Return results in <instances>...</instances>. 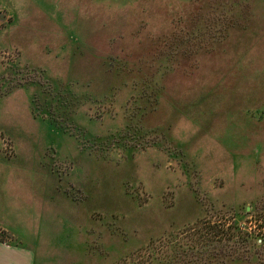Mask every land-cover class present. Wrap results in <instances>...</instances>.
I'll list each match as a JSON object with an SVG mask.
<instances>
[{"label": "rangeland", "instance_id": "1", "mask_svg": "<svg viewBox=\"0 0 264 264\" xmlns=\"http://www.w3.org/2000/svg\"><path fill=\"white\" fill-rule=\"evenodd\" d=\"M206 28L224 36L167 52ZM8 86L0 162L45 155L58 182L49 210L20 208L48 241L1 244L36 264H164L224 226L264 234V0H0Z\"/></svg>", "mask_w": 264, "mask_h": 264}, {"label": "crops", "instance_id": "2", "mask_svg": "<svg viewBox=\"0 0 264 264\" xmlns=\"http://www.w3.org/2000/svg\"><path fill=\"white\" fill-rule=\"evenodd\" d=\"M35 126L43 129L45 124L36 122ZM16 160L17 157L13 160L14 164L12 161L8 164L0 162V214H7L9 217L0 221V229L22 241H48L49 238L34 237L38 235V229L37 227L33 229L32 223L27 216L21 214L20 208L32 205L35 210L45 211L47 208L49 210L50 197L58 180L54 178L51 167L42 164L47 160L45 155L38 158V165L30 164L31 170L26 165L25 168L16 166ZM17 217L24 219L18 220ZM36 256L31 249L14 250L0 243V264H36Z\"/></svg>", "mask_w": 264, "mask_h": 264}, {"label": "trees", "instance_id": "3", "mask_svg": "<svg viewBox=\"0 0 264 264\" xmlns=\"http://www.w3.org/2000/svg\"><path fill=\"white\" fill-rule=\"evenodd\" d=\"M211 24H213V22ZM220 31L221 32L206 28L202 31L198 30L196 33L193 29L188 34L186 45L182 43L183 40L178 41L179 38H175L174 36L173 42L176 46L172 50H168L169 48L166 50L169 54H177V56H179V54L186 56L190 52V49L197 48L198 52L201 47L191 44L194 38L200 41L208 38L212 40V42H216L224 36L221 34L222 30ZM5 79L8 78L3 77L1 81H5ZM8 89H10L9 86L6 88L1 87L0 98L10 92ZM150 102L151 99L148 100L149 107L151 108L152 103L150 105ZM219 231L220 232H216V236L210 237L211 239L198 247L188 248L172 243V251L169 255L170 259L164 264H261V259L264 260V254L261 253V251L264 252V234L256 238L254 233L241 231L239 227L234 224L227 228L224 226V228H221ZM231 231H233V233L229 234L230 237L226 235V233H231ZM260 240L261 243L259 244L258 241Z\"/></svg>", "mask_w": 264, "mask_h": 264}, {"label": "water", "instance_id": "4", "mask_svg": "<svg viewBox=\"0 0 264 264\" xmlns=\"http://www.w3.org/2000/svg\"><path fill=\"white\" fill-rule=\"evenodd\" d=\"M260 243H261V240H260Z\"/></svg>", "mask_w": 264, "mask_h": 264}]
</instances>
